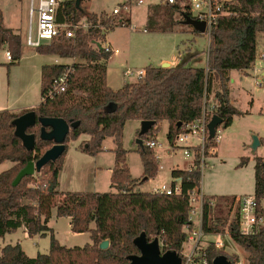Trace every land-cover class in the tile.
Wrapping results in <instances>:
<instances>
[{
	"label": "trees",
	"instance_id": "obj_1",
	"mask_svg": "<svg viewBox=\"0 0 264 264\" xmlns=\"http://www.w3.org/2000/svg\"><path fill=\"white\" fill-rule=\"evenodd\" d=\"M151 10L147 20V28L151 31H173L177 25L183 24V14H190L180 4H155ZM231 11L230 14L220 15L212 27L206 66L195 65L198 61L195 54L181 57L176 66L148 65L142 78L115 90L108 84L105 63L112 54L102 47L94 48L92 44L94 41L100 43L110 31L104 32L101 28L109 22L108 13L98 15L83 6L79 10L76 0L61 3L58 22L77 23L86 18L92 23L87 30L78 29L73 38L61 35L36 48L37 52L43 54L81 59L80 62H73L74 72L67 90L54 98L47 96L54 78L64 72L67 64L44 65L41 102L20 113L0 111V164L6 160L15 163L0 174V237L23 226L31 237L37 234L45 236L50 232V249L46 254L29 257L19 243L8 244L1 250L0 264H128L129 256L140 254L134 240L142 232L150 241L161 238L164 251L176 250L182 255V245L187 238L184 228L189 224L190 212L187 192L200 185V170H172V177L182 180V192L179 194L136 189V180L132 178L127 165L129 150L123 147L124 127L129 120L155 121L147 133L142 134L140 130L137 133V139L143 140V144L137 143V152L144 165L142 180L146 182L155 178L159 171L154 148L148 146L147 142L158 136L164 121L169 123L167 138L169 143H173L187 123L202 115L205 97L208 99L213 88H217V105L211 113L223 118V128L230 126L235 116L244 114L231 103L230 72H247L254 67L259 36L264 33V0H236ZM175 13L182 18L175 19ZM121 19L119 25L131 23L128 17L122 16ZM193 32L202 34L195 29ZM4 45L8 46L13 56V61L8 64L10 67L22 58L23 39L16 30L4 25L0 8V50ZM31 110L38 117H58L69 124L76 121H80V124L70 129L63 154L37 172L44 174L43 179L36 180L35 173L14 185L20 170L28 162L41 158L53 145V142L40 138V124L28 130L36 134L33 150L27 149L15 134L13 121ZM82 134L90 135L82 151L91 155L103 151L106 138H114L115 166L111 176L114 191L57 190L68 143ZM261 143L264 145V137ZM255 159L254 195L262 203L264 157L256 156ZM248 160V157H242L239 165L243 166ZM172 184H175V180ZM54 208L59 217H72L74 232H89L93 243L74 247L62 245L48 225ZM209 209L207 201L206 230H221L224 222L208 223ZM93 222L95 227L91 226ZM235 224L233 219V239L249 252V264H264V230L257 236L246 237L237 232ZM104 240H109V246L105 249L101 248ZM221 254L231 262L238 261L237 256L211 246L208 252L210 264Z\"/></svg>",
	"mask_w": 264,
	"mask_h": 264
},
{
	"label": "rangeland",
	"instance_id": "obj_2",
	"mask_svg": "<svg viewBox=\"0 0 264 264\" xmlns=\"http://www.w3.org/2000/svg\"><path fill=\"white\" fill-rule=\"evenodd\" d=\"M20 1V0H19ZM14 0V7L11 10V15L16 18L15 23L24 18V50L21 60L10 67L0 64V104H7L8 107L18 109L25 106L36 107L39 103L41 90L40 82V63L47 64L54 58V54H43L37 52L36 47L29 46L26 43L28 32V5ZM125 0H83L81 5L87 10L104 11L97 13H111L112 10L121 6ZM160 0H145L144 4L134 5L128 12L123 13L124 16H131L132 21L129 25H117L107 33V39H101V44L105 45L110 41L120 48V53H115L113 58L108 63L110 83L120 84L122 80L128 79L123 75V71L127 68L139 70L147 65H156L157 59L163 55H168L176 61L181 56H191L195 54V65L205 64L206 52L209 48L210 37L206 34H195L193 28L188 25H177L180 32L177 34H161L151 31L147 28L148 14L152 11V3ZM17 2V3H16ZM30 3V0H28ZM152 2V3H151ZM179 4L183 9H188L191 5L190 0H179ZM27 13V17H26ZM11 17V18H12ZM175 19H181L179 13L174 14ZM147 29V32L144 31ZM182 32V33H181ZM262 43V40H261ZM259 49V53H260ZM208 56V55H207ZM174 57V58H173ZM258 58H260L258 56ZM0 60H7L5 51L0 52ZM81 59L77 58V62ZM7 62H9L7 60ZM180 62V61H179ZM176 66V65H175ZM171 67V65H169ZM236 81L229 86L231 95L234 100H237L243 110H249L244 116H235L232 124L226 128H221L222 140L219 143V153L217 155H207L206 168L203 177L204 194L208 199L214 201L215 205L209 209L208 223H223L224 226L232 224L233 218L236 215L237 201L236 199L243 194L253 193L256 179V156L264 155V145L258 147L256 152H253L250 145L253 142V135L256 131H262L264 128V114H260V108L264 107V77L263 82L258 81L259 77L253 74L233 72ZM134 78V79H133ZM231 78V74H230ZM130 79L136 80V76ZM231 80V79H230ZM217 88H213L208 96L209 104L217 105L215 93ZM254 100V106L250 101ZM33 107V108H34ZM257 130L251 131V128ZM141 128V123L137 120H129L124 127L123 147L130 152L128 153L127 162L133 175H140L143 169V162L140 154L137 152V133ZM168 122L162 123V129L158 133L159 142L162 147H156L159 163L158 174L165 175L167 180H171L169 174L170 165L179 168H186L192 164L191 160L184 158L182 151L178 150L173 154H169L167 147L169 141L167 138ZM257 135V134H256ZM89 140L82 141L79 145L80 149L87 145ZM105 147H111L112 150L103 151L98 164L104 167L101 171H97V187L102 191L107 192L111 186L110 165L114 164L116 143L113 137H108L104 140ZM196 142V140H194ZM79 141H73L68 148L66 156L72 160L70 162L77 163L79 161L78 174H71L70 169L66 168L62 176L61 187L69 190L86 189L92 181L90 169L93 167L94 160L97 155H91L83 152L78 148ZM156 155V154H155ZM156 156V158H157ZM248 157L249 160L243 166H240L241 158ZM36 180L43 179V173L35 174ZM160 181L161 177H158ZM154 183V182H153ZM151 183V185L153 184ZM137 185V184H136ZM153 184L151 187H155ZM149 184L143 189H148ZM136 188V186H135ZM264 204V200L262 202ZM53 210H56L54 208ZM70 222L66 219H60L57 227L66 230L68 243L71 245H80L84 243L85 235L70 234L67 231L70 229ZM92 226V224H91ZM65 233V232H64ZM160 239L161 248L163 249V241ZM31 243V241H30ZM26 244V241H25ZM42 249V248H41ZM228 251L234 253L235 256L243 264H249V252L235 240L229 245Z\"/></svg>",
	"mask_w": 264,
	"mask_h": 264
},
{
	"label": "built area",
	"instance_id": "obj_3",
	"mask_svg": "<svg viewBox=\"0 0 264 264\" xmlns=\"http://www.w3.org/2000/svg\"><path fill=\"white\" fill-rule=\"evenodd\" d=\"M65 0H30V11L28 19V32L26 43L32 47H38L43 43L50 42L53 39L65 35L66 37H75L78 29L87 30L92 23L83 18L77 23L66 21L58 22V10L61 3ZM236 0H190L188 6L191 17L204 21L206 23L205 34L211 36L212 27L220 15L230 14L231 6ZM145 0H125L121 6L115 7L111 13H108L109 22L102 26L104 32L111 30L122 22L123 13L128 12L134 5L144 4ZM159 4L175 5L179 0H160ZM186 9V7H185ZM94 48H104L105 52L111 54L118 53L119 48H114L110 44L101 45L99 42H92ZM101 46V47H99ZM8 61H13L12 53L6 50ZM264 57V54L261 55ZM74 72L73 63L67 64L63 73L56 76L52 86L47 92L49 98L66 91ZM145 74L144 69L134 70L127 68L124 75L127 77L136 76L137 80ZM260 82V80H259ZM202 115L195 121L187 123L183 130L176 136L173 143H169L167 150L173 154L178 150L182 151L184 158L191 160L190 171L199 169L201 173L200 185L187 192L190 212L188 216L189 224L185 226L187 238L182 245V264H210L208 252L211 246L222 249L229 255H235L228 251L229 245L234 242L232 236V224L224 226L221 230L207 231L205 227V210L208 207L213 208L215 203L208 199L202 189L203 176L206 168L207 155H217L219 152V143L222 139L220 126L217 128L214 138H209V122L213 115L212 111L215 105L209 104L205 97L203 103ZM196 140V142H194ZM158 136L147 142L151 148L162 147ZM157 156V160H158ZM175 184H162L156 191L168 195L179 194L182 192L181 178H173ZM236 215L234 216L237 232L246 237L259 235L264 230V204L261 203L254 194L240 195L237 199ZM71 220V216H68ZM162 252L164 250L162 249ZM231 262V261H230ZM231 264H243L238 261Z\"/></svg>",
	"mask_w": 264,
	"mask_h": 264
},
{
	"label": "crops",
	"instance_id": "obj_4",
	"mask_svg": "<svg viewBox=\"0 0 264 264\" xmlns=\"http://www.w3.org/2000/svg\"><path fill=\"white\" fill-rule=\"evenodd\" d=\"M20 1H21V3H25L26 5H28V14H29V11H30V3L28 2V0H20ZM20 1L18 2V4L20 3ZM14 3H15L14 0H0V8L2 9L3 15H4V25L6 27H8V28H12V29L16 30L22 36V39H23L22 56H23V50H24V36H23L24 18H20V20L15 23L16 18H13L12 15H11V10L14 7ZM155 4H159V3L156 2ZM155 4L152 3L151 5H155ZM87 10L90 11V12H94V13L104 12V11L98 12V11L91 10V9H87ZM26 17H27V13H26ZM125 17L130 18V21H132L131 16H125ZM144 31L147 32V29H144ZM153 32H157V33H161V34H174L175 35V34H177V33L180 32V29H178L177 26H176V28L173 31H153ZM107 36H106L105 39L108 40V37ZM261 40H262V43H261ZM108 44H110L114 48H119L114 43H111L110 41H108ZM7 49H8V46L7 45H4L3 48L0 50V52L5 51V54H6V50ZM259 49L261 51L260 53H259ZM119 50H120V48H119ZM118 53H120V51ZM114 54L115 53H113L110 56V58L105 61V63L107 65V80H108V84H109V86L111 88L117 90V89H120L121 87H123L127 83L136 82V80H133L134 78L133 79H130L131 77H127L126 75H124V71H125L124 70L123 71V75L125 77H127L128 79L122 80V82L120 84L116 83V81L114 83H110L108 63L113 58ZM262 54H264V33H262L259 36V44H258L257 56H256V61H255L254 67L252 69L248 70L247 72H245V74H253L255 77H259V75H261L262 78L260 77L257 80L258 81L260 80V81L263 82V77H264V57L263 58L261 57ZM207 55H208V51L206 52V58L207 59H205L206 60L205 61V64L204 65L197 64L198 66H206L207 65V62H208V56ZM258 56L260 58H258ZM53 57L54 58L52 59V61H50L47 64L40 63L41 64V67H40V82H41V75H42V67L44 65L69 64V63L77 62V59H75V58H64V57H60V56L55 55V54L53 55ZM180 58H181V56L179 57V59L177 58L176 61H173V59H171L170 56L163 55V56H161V57H159L157 59V64L154 65V66H162L164 63H169L171 66H175V65H177L179 63ZM6 59H7V57H6ZM7 60H3V61L0 60V64H5L8 67V64L10 63V61L7 62ZM15 64H17V63H15ZM10 67H8V70L10 69ZM144 68H142V69H144ZM235 71H238L239 73H242V71H239V70H232L230 72V74H231V80H230L231 83H234L236 81V79H237L236 77L233 76V72H235ZM40 92H41V90H40ZM230 100H231V103L234 106H236L238 109H240L241 111H243L244 114H246L249 111V110H243L239 105H237V100H234L232 98L231 93H230ZM40 102H41V94L39 96V103ZM250 104H252V106H254V100H251L250 101ZM33 107L34 106H25V107H21V108H18V109H14V108L8 107L7 104H0V111L9 110V111L14 112V113H20L23 110L30 109V108H33ZM259 113L260 114H264V107L260 108ZM244 114L241 115V116H244ZM137 121L141 123V121H139V120H137ZM168 129H169V123H168ZM140 130H141V128H140ZM250 130L255 132V130H257V129H255V128L252 127ZM262 130H263V132L262 131H256L257 132L256 134L259 136L260 139L264 137V128ZM89 139H90V135H88V134H82L77 140H71V141H69L68 145H70L71 143H73V141H79L78 148L80 149L79 145L81 144V142L82 141H85V140H89ZM261 145H262V143H261ZM112 149L113 148H111V147H105L104 146V143H103V151L112 150ZM80 150H82V149H80ZM101 153H99V155L96 156V158H95L96 160H94V164L95 165L93 167H91V169H90V174H91L90 176H92V178H91L92 181L89 183V186L86 187V189H81V190H78V189L77 190H69V189H63L61 187V184H62V176H63L64 172L66 171V168L67 169H70L71 174L73 176H74V174H78V172H79V168H78L79 167V161H77V163L70 162L72 160L68 159L69 156H66L65 157V160H64V163H63V168H62V170L59 173L57 190L59 192H68V191L104 192L99 187H97V184H98V182H97V173L98 172L97 171H101L104 168V167H102V166H100L98 164V162H99V160L101 158V156H100ZM155 154L157 156L156 151H155ZM262 157H264V155H262ZM127 158H128V154H127ZM127 164H128V162H127ZM14 165H15V163L12 162V161H9V160L4 161L3 163L0 164V174L3 171H6V170L10 169ZM114 166H115V160H114V164L113 165H110L107 168V169H109V172H110L111 175H112ZM188 167H186V168H179L178 165L177 166H174V165L171 166L170 165L168 172L170 174L171 180H167V177L165 175L163 176L162 174H157L158 177H161L162 176V179L160 178V181H158L157 176L155 178L149 179L146 182L143 181L144 179L142 180V176H143V173H144V165H143V169H142L140 175H137L136 176V175H133L131 173V176H132L133 179L136 180V184H137L136 185V189L141 190V191L154 192L162 184H164V183L165 184H171L172 183V181H173L172 170L174 168H178V169H188ZM129 169H130V167H129ZM130 172H131V170H130ZM153 182L155 184H157L155 187H151L154 184ZM151 183H153V184L151 185ZM147 184H149L150 187H148V189H146V190L143 189L144 186H146ZM202 189L204 191L203 182H202ZM114 190L115 189L112 187V183H111V186H110V190L109 191H114ZM254 192H255V188H254L253 193H250V194H254ZM60 219H66L68 222H70V224H69L70 229L67 231V233L68 232L70 234L72 233V235H74V234H82V235H85L84 243H82L80 245H75V244L71 245V243H68L67 235H66V230L63 231L62 229H60L59 227H57ZM48 225H49L50 228L53 229L56 238L60 241V243L62 245H66L68 247H74V246H84L87 243H90V244L93 243V241L91 239V234L89 232H84V233H76V232H74L72 230V224H71L70 218H68L66 216L65 217H59L57 215L56 210H53L52 216H51V219H50ZM92 227H95V223L94 222L92 223ZM25 241H26V244H25ZM30 241H31V243H30ZM17 243H19L22 246L23 250L25 251V253L29 257H36L39 253L46 254V253L49 252V249H50V232H48L45 236H41L40 234H37V235L31 237V236H29V234H28V232H27V230H26V228L24 226L23 227H20L19 229H17V231L11 232V233H7V234H5V236L0 237V254H1V250H2V248L4 246H6L8 244L15 245Z\"/></svg>",
	"mask_w": 264,
	"mask_h": 264
},
{
	"label": "water",
	"instance_id": "obj_5",
	"mask_svg": "<svg viewBox=\"0 0 264 264\" xmlns=\"http://www.w3.org/2000/svg\"><path fill=\"white\" fill-rule=\"evenodd\" d=\"M83 0H76V7L82 10ZM184 25H188L191 28L199 31L202 34L206 32V23L194 19L189 14H183ZM101 47V46H99ZM169 63H164L162 67H169ZM15 125V134L22 140L23 145L33 150L36 146V134L29 133L28 130L37 124L41 126L40 138L46 141L53 142L51 148H49L38 160H32L20 170L17 174L14 185L20 183V181L28 175H34L40 172L41 169L51 161L57 160L66 149V140L71 128H75L80 124V121L69 124L65 119L58 117H38L34 110L26 112L20 115L13 121ZM223 124V118L218 115H213L209 122V138L212 139L215 136L216 130ZM155 125V121L143 120L141 121V133H147L151 127ZM181 123H179V126ZM138 144H143L141 138L137 139ZM261 145V139L258 135H253V142L250 145L253 152H256ZM135 245L140 250V254L129 256L128 264H182V257L176 250H167L162 252L160 239L158 237L153 240H148L145 232H142L134 240ZM109 246V240H104L101 243V248L105 249ZM213 264H231L228 257L224 254L217 256L213 260Z\"/></svg>",
	"mask_w": 264,
	"mask_h": 264
}]
</instances>
